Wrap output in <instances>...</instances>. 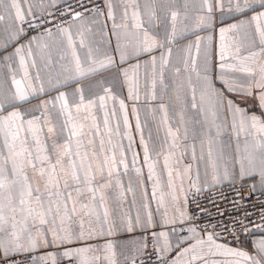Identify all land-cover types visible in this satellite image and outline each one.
Returning <instances> with one entry per match:
<instances>
[{
	"label": "snow or ice",
	"instance_id": "obj_1",
	"mask_svg": "<svg viewBox=\"0 0 264 264\" xmlns=\"http://www.w3.org/2000/svg\"><path fill=\"white\" fill-rule=\"evenodd\" d=\"M79 7L0 0V264H264V0Z\"/></svg>",
	"mask_w": 264,
	"mask_h": 264
},
{
	"label": "built area",
	"instance_id": "obj_2",
	"mask_svg": "<svg viewBox=\"0 0 264 264\" xmlns=\"http://www.w3.org/2000/svg\"><path fill=\"white\" fill-rule=\"evenodd\" d=\"M85 2H87V0H85ZM69 4L76 10H82L79 7V0H68L67 3H65L64 1L48 11V12H51L53 16L49 17V19L52 20V23L48 24L47 27H50L53 30L55 29L54 25L61 20L60 12L65 10L69 6ZM40 31H43V29H40ZM32 33H38V32H31L30 34ZM249 191H250V188L248 186H245L243 188V193L245 196H247ZM225 197H227V199H225ZM233 198H236V193L228 185H225V186L216 187L214 191L202 193L198 199L201 202L202 206L207 207L209 211L211 212L212 216L218 219L219 212L221 210H225L226 215L227 213H230L233 211L232 206H231V200ZM258 198L260 200H264V197L259 196V192L254 194L251 197V200L255 202L257 201ZM210 199H214L218 207H213L211 203H209ZM213 222H216L215 219L213 220Z\"/></svg>",
	"mask_w": 264,
	"mask_h": 264
},
{
	"label": "crops",
	"instance_id": "obj_3",
	"mask_svg": "<svg viewBox=\"0 0 264 264\" xmlns=\"http://www.w3.org/2000/svg\"><path fill=\"white\" fill-rule=\"evenodd\" d=\"M64 1H65V0H55V5H54V6H53V4H52V0H31V3H33L34 5H39V4L42 3L43 6H44V8H45L47 11H49L50 9H52L53 7H55L56 5H58V4H60V3L64 2ZM25 7H27V6L25 5ZM36 10L38 11L39 9H36ZM101 19H103V18H101ZM225 19H226L227 22H229V23L234 22V21H232V19H231L230 17H226ZM109 24H110V22H109ZM53 31H55V29H54ZM37 34H38V33H32V34H30V35H37ZM202 34H203V35H207L208 33H202ZM193 39H194V37H193ZM217 41H218V35H217ZM36 59H37V64H38V66L41 67L42 75H45V76H46V72H45V70H43V68H42V64H41V61H40V59H39V55H37ZM132 63H135V61H132ZM141 63H142V61H141ZM125 66L127 67V65H125ZM35 71H36L35 69L32 70L33 74H35ZM141 71L143 72V68L141 69ZM53 95H55V93H53ZM45 98H46V97H45ZM142 102H143V101H141V103H142ZM33 103H38V101L33 100ZM128 104H129V112H130V123H131V125H132L133 135H134V137L136 138L137 145H138L139 137H138V134L135 133V117L131 115V106H132V102H131V101H128ZM144 119H145V115H144L143 112H141V121L143 122ZM149 119H150V118H149ZM145 131L147 132V129H146ZM124 143L127 144V141L125 140ZM136 151L140 152L141 157H142V151L139 149L138 146L136 147ZM129 155H130V154H129ZM161 163H162V161H161ZM145 172H146V169H145ZM248 184H251V181H249ZM225 185H227V183H224V184L219 185V186H217V187L225 186ZM148 189H149V191L151 190V184L148 185ZM242 239H244V237H243ZM244 246L247 247V245H244Z\"/></svg>",
	"mask_w": 264,
	"mask_h": 264
}]
</instances>
